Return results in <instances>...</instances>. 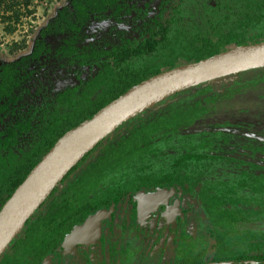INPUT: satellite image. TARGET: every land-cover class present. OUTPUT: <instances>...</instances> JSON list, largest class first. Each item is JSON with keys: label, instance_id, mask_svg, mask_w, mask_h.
<instances>
[{"label": "flooded vegetation", "instance_id": "flooded-vegetation-1", "mask_svg": "<svg viewBox=\"0 0 264 264\" xmlns=\"http://www.w3.org/2000/svg\"><path fill=\"white\" fill-rule=\"evenodd\" d=\"M243 6L69 1L28 54L0 67V209L71 113L127 82L228 49L229 36L244 35ZM255 73L198 83L144 109L143 117L158 113L151 121L176 122L157 125L155 154L138 163L143 171L77 181L93 173L95 144L33 211L31 229L13 238L0 264H264V85L252 82Z\"/></svg>", "mask_w": 264, "mask_h": 264}, {"label": "water", "instance_id": "water-1", "mask_svg": "<svg viewBox=\"0 0 264 264\" xmlns=\"http://www.w3.org/2000/svg\"><path fill=\"white\" fill-rule=\"evenodd\" d=\"M260 67H264V41L233 46L137 83L91 118L67 131L30 170L0 209V256L66 172L123 121L173 92Z\"/></svg>", "mask_w": 264, "mask_h": 264}, {"label": "trees", "instance_id": "trees-1", "mask_svg": "<svg viewBox=\"0 0 264 264\" xmlns=\"http://www.w3.org/2000/svg\"><path fill=\"white\" fill-rule=\"evenodd\" d=\"M31 4L32 0H0V23H5L4 30L9 33L13 32L16 28V24L21 20V17L24 14H30L32 12V10L29 9ZM238 13H240V16L238 18L242 19V24L245 28L244 35L229 36L230 38L229 41L226 42V47H233L234 45H237V43L251 44L264 41V0H244V6L239 10ZM11 46V51L19 50L24 48L25 42H14L11 44ZM222 49L223 47L221 49H215L214 51H210L208 54L214 55ZM197 58L198 57H194V60H196ZM249 70L256 71L255 74L256 76H258L257 79L252 80V82L255 84L258 83L264 85V67L253 68ZM212 81L213 80L206 81L200 84L206 85ZM136 84L137 81L127 82L125 85L121 86L113 95L108 94L107 97H103L100 99L97 98L93 100V102L88 105L85 111H82L80 113H71L67 119L70 120V123H67V126L64 129L59 131L56 130L55 132L51 133L50 136L48 135L49 137L47 139L46 145L40 150L39 156L32 163L30 169L41 159L42 155L45 154L62 135L91 118L102 107H104L109 102L119 98L123 93H125ZM201 85L200 87H202ZM213 92L214 98L219 95V93H217L216 91ZM200 102L201 100H198L196 104H199ZM171 108H177V106L174 105ZM143 112H139L136 118H131L136 119L135 124H131V122L129 121L131 119H129L126 122L121 123L118 127L113 129L109 134H107L96 143L91 152L96 151V156L100 158L89 162V167L92 166V169L90 171H92L93 173H86L85 176L78 178L77 181H81L83 179H85V181H91L93 177H97V174L99 173L103 175H108V173L112 172L131 173L135 171L136 173L137 171H143L146 168L147 165L138 163L142 159H144L148 153L155 154V150L157 149L155 145H158L156 141L159 140L158 134L160 133L158 127L160 128V124L163 123H175L176 120L159 119L156 122L155 120H157L158 113L152 114L148 117H143L141 115ZM153 116L155 120L151 121V118ZM124 125V130H122L121 127ZM167 128L169 129L170 125L167 126ZM167 133L174 134L172 129L168 130ZM86 155H88V153H86L85 156ZM132 156H136L135 169H133L132 167V165H134L132 163ZM29 170H27L23 174V176H25ZM73 171L74 168L69 169L67 171V175H69ZM45 221H47L46 217L42 222ZM26 226L28 227V230H30L32 227V222L27 221L22 229H26ZM38 226L39 228L44 227L42 223H40ZM12 240V244L16 242V239ZM261 253L262 254L258 256L261 260L264 261V249L261 251Z\"/></svg>", "mask_w": 264, "mask_h": 264}, {"label": "rangeland", "instance_id": "rangeland-1", "mask_svg": "<svg viewBox=\"0 0 264 264\" xmlns=\"http://www.w3.org/2000/svg\"><path fill=\"white\" fill-rule=\"evenodd\" d=\"M69 1L71 0H32L29 7L32 12L24 14L11 33L4 30L5 23H0V67L28 54L41 30L61 8L68 6ZM14 42H25V46L11 51V44Z\"/></svg>", "mask_w": 264, "mask_h": 264}]
</instances>
